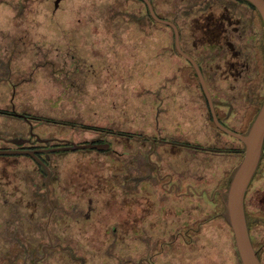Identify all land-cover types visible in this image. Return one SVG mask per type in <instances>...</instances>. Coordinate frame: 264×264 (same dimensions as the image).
I'll use <instances>...</instances> for the list:
<instances>
[{
    "label": "flooded vegetation",
    "instance_id": "flooded-vegetation-1",
    "mask_svg": "<svg viewBox=\"0 0 264 264\" xmlns=\"http://www.w3.org/2000/svg\"><path fill=\"white\" fill-rule=\"evenodd\" d=\"M126 1H116L120 5L113 17L129 20L131 36H145L144 42L130 48L148 51L149 79L159 83L156 90L148 86L145 91L134 90V120L138 116L140 123L128 134L114 132L129 137L130 169L120 173L119 180L134 198L129 235L144 247L125 255L116 249L99 255L80 253L73 246L55 249L61 237L54 218L55 172L50 159L56 149L72 142L41 136V126L56 122L21 106L22 88L29 83L24 73L33 65L25 67L24 49L15 40L8 42L0 15V264H216V241L224 237L228 224L219 190L226 188L235 166L226 162L207 177L208 168L202 164L212 163L207 157L211 153H237L240 159L244 155V144L229 131L245 132L264 100L262 20L245 0H148L151 7L145 0H131L125 11ZM32 51L31 56H42L35 66L39 72H47L53 83L62 78L74 86V75L82 68L73 63L76 55L70 45L71 60L61 64L56 62L55 48L44 53L35 46ZM140 104L145 111L139 116ZM250 110H254L251 118ZM99 131L92 127L88 130L92 138L78 145L109 144L106 150L88 149L110 150L111 144L101 138L105 130ZM23 151L34 155L18 153ZM18 157L29 158L39 170H6L11 166L8 160ZM196 196L214 204L217 213L204 220L182 218L187 199L200 203ZM87 203L85 214L69 203L70 213L84 215L76 222L92 221L94 199L89 197ZM169 209L175 211L171 218ZM118 231V226L112 227V248L120 242ZM253 244L264 263L261 247L254 240Z\"/></svg>",
    "mask_w": 264,
    "mask_h": 264
},
{
    "label": "rangeland",
    "instance_id": "rangeland-1",
    "mask_svg": "<svg viewBox=\"0 0 264 264\" xmlns=\"http://www.w3.org/2000/svg\"><path fill=\"white\" fill-rule=\"evenodd\" d=\"M55 1L0 0L1 23L7 31L8 42L15 40L24 49L25 67L33 65V68H25L24 78L29 79V83L22 88L21 106L34 116L56 122L41 126V136H57L75 144H83L92 138L93 132L88 130L94 127L100 128V134L105 130L101 138L111 144L108 151L78 149L51 154L57 206L54 218L57 220V234L61 237L55 242V249L73 246L80 253L99 255L116 249L122 255L131 254L142 250L144 246L133 242L129 235L131 220L135 218L134 198L124 192L119 180L120 173L130 169V142L127 135L120 137L114 132L128 134L134 129L135 123H140L138 116L137 121L134 120V90L145 91L146 86L156 90L159 87V83L149 79L151 69L146 61L148 51L130 48L135 42H144L145 36H131L132 25L129 20L121 22L113 17L115 8L120 5L117 2L123 0H62L58 8H55ZM131 2L126 1L125 11L130 8ZM69 45L76 55L73 63L81 64L82 68L80 71L74 66L79 72L74 75L73 87L72 83L62 78H57L53 83L47 72H39V68L35 67L38 61L42 62V56H31L35 46L42 48L44 53L55 48L56 62L61 64L63 59L71 60ZM83 63L87 66H82ZM88 68H92L93 72ZM137 111L140 116L145 111L144 105L140 104ZM253 113L254 110H250V118ZM119 139L125 141V147H122ZM236 147L237 143L234 142ZM121 151L127 153L120 157ZM207 155L213 163L202 164L208 168L205 171L207 177L214 176L219 165L225 166L227 162L234 167L241 161L237 153ZM8 161L13 167L8 166L6 170H39L26 157L10 158ZM216 184L211 183L214 188L218 186ZM89 197L94 199L96 207L92 221L76 222V218L83 219L84 215L70 213L69 203L74 205L75 211L85 214ZM195 198L201 200L200 203L187 199L182 218L204 220L217 213L214 212V204L204 196ZM246 201L250 224H254L251 231L253 240L257 248L261 247L264 259V158ZM146 202L150 200L146 199ZM174 212L172 209L167 210L169 218L174 216ZM113 226L119 229L120 242L116 248L110 246ZM69 231L72 241H69ZM217 255L226 258L223 254H215V261Z\"/></svg>",
    "mask_w": 264,
    "mask_h": 264
},
{
    "label": "water",
    "instance_id": "water-1",
    "mask_svg": "<svg viewBox=\"0 0 264 264\" xmlns=\"http://www.w3.org/2000/svg\"><path fill=\"white\" fill-rule=\"evenodd\" d=\"M61 1L62 0L55 1V8H58ZM145 1L149 4L148 0ZM245 1L255 7L264 27V0ZM229 132L233 136L239 138L244 144V155L240 163L235 166L233 171L231 172L226 188L219 190L224 203L222 215L233 231L235 244L239 253L241 263L264 264L262 262L259 251L254 247L253 244L250 228V218L246 208V198L248 190L251 187L255 177L257 176L264 158V100L245 132L240 134L232 131ZM109 146V144L89 143L88 145H78L72 143L70 146H65L56 150L65 151L88 148L106 150L109 148ZM18 153L34 155L33 152L27 151ZM41 164L43 168L48 173H50L49 168L46 167L42 162Z\"/></svg>",
    "mask_w": 264,
    "mask_h": 264
},
{
    "label": "trees",
    "instance_id": "trees-1",
    "mask_svg": "<svg viewBox=\"0 0 264 264\" xmlns=\"http://www.w3.org/2000/svg\"><path fill=\"white\" fill-rule=\"evenodd\" d=\"M227 229L224 233L223 238H218L216 241L217 244V254H223L226 258H222L217 255L216 264H242L238 250L236 248L234 234L228 224H226ZM254 224H251V231L253 230ZM252 234V233H251ZM204 246V242L202 243V247ZM209 249V247H208ZM214 251V250H211ZM215 257V256H214Z\"/></svg>",
    "mask_w": 264,
    "mask_h": 264
}]
</instances>
